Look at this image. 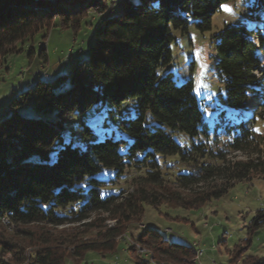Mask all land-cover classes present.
Listing matches in <instances>:
<instances>
[{"label":"trees","instance_id":"1","mask_svg":"<svg viewBox=\"0 0 264 264\" xmlns=\"http://www.w3.org/2000/svg\"><path fill=\"white\" fill-rule=\"evenodd\" d=\"M228 1L0 0V57L18 53L16 44L40 31L38 36H45L57 21L75 32L85 12L105 13L87 56L73 64L69 77L38 79L11 101V112L0 119V264L80 262L83 251L100 249L83 242L67 253L48 234L28 225L85 224L104 213L118 220L105 231L106 238H115L121 224L142 219L145 205L156 210L163 203L197 208L220 198L237 181L264 179V0H239L247 18L224 25L215 35L214 72L225 89L212 128L192 79L177 83L170 72H158L172 60L175 32L188 34L190 26L200 32L209 29L213 14ZM38 55L47 57L43 46ZM105 100L116 109L135 101L133 115L118 120L129 139L124 151L121 145L127 139L122 137L77 145L65 141V123L72 115ZM21 106L53 118L21 114ZM147 114L159 125H147ZM163 126L188 135L190 148ZM85 133L93 139L88 126ZM159 155L176 156L175 166L185 171L165 160L163 170ZM103 169L106 179L98 176ZM130 171L137 173L129 178L130 192L104 189L107 182L126 180ZM263 225L261 208L247 226L248 235ZM136 241L156 262L184 264V258L196 255L193 247L169 241L155 230H146ZM103 245L113 248L112 242ZM253 258L243 264L250 259L249 264H264V256ZM136 264L147 263L140 258Z\"/></svg>","mask_w":264,"mask_h":264},{"label":"rangeland","instance_id":"2","mask_svg":"<svg viewBox=\"0 0 264 264\" xmlns=\"http://www.w3.org/2000/svg\"><path fill=\"white\" fill-rule=\"evenodd\" d=\"M104 16L105 13L85 12L80 16L81 26H77L75 32L57 21L45 36L39 37L42 33L40 31L34 39H26L21 45L16 44V48L21 47L18 53H7L0 57V119L11 112V101L38 79L49 80L55 74L69 77L73 64L87 56L93 31ZM247 16L240 1L232 0L223 3L213 14L209 29L200 32L190 26L188 34L175 32V44L171 46L172 60L158 70L161 75L170 72L177 83L192 79L195 96L205 101L201 107L210 128L213 127L216 113L222 107L220 96L224 95L225 89L214 72L215 35L224 25L237 24ZM42 46L47 51L45 59L38 55ZM134 105V100H127L120 109H116L109 100H105L93 105L83 114H73L65 123V141L77 145L88 140H102L106 136L115 139L122 137L127 139L121 145V151H124V145L128 144L129 139L120 129L118 120L131 117ZM17 110L24 115L53 118L51 114L38 113L29 106H21ZM146 124L159 125L151 114H147ZM86 126L91 129L93 139L91 134L85 133ZM163 129L170 133L167 127L163 126ZM170 134L184 148H190L192 142L188 135L177 130ZM210 136L213 137L212 132ZM233 154L241 157L238 153ZM158 160L163 170L165 160L173 163L176 170L185 171L183 166H175L178 158L174 155H159ZM106 172L103 169L98 176L106 179ZM135 175V171H130L126 180L116 184L107 182L104 189L117 193L124 188L130 192L132 186H129V178ZM261 208H264V179L257 177L250 181H237L220 198L212 199L197 208L163 203L156 210L145 205L142 219H131L121 224L120 233L114 239L111 236L106 238L105 231L116 227L118 220L111 219L104 213L93 215L85 224L51 226L37 223L26 228L48 234L67 253H73L75 244L83 242L95 243L100 248L83 251L80 262L67 260L64 264H136V260L140 258L147 264H168L150 259L151 252L136 241L149 229L159 232L169 241L202 251L201 255H194V258H184V264H243L249 256L255 257L253 260L264 256V225L251 236L247 231L251 218ZM3 223L6 225L8 221L4 219ZM6 227L12 232L13 227ZM23 241L26 243L28 239ZM103 242H112L113 248L104 249ZM29 250L30 248L25 249L26 252ZM250 261L252 260H247L248 263L245 264Z\"/></svg>","mask_w":264,"mask_h":264},{"label":"built area","instance_id":"3","mask_svg":"<svg viewBox=\"0 0 264 264\" xmlns=\"http://www.w3.org/2000/svg\"><path fill=\"white\" fill-rule=\"evenodd\" d=\"M202 251H196V256L201 255ZM214 263V262H213Z\"/></svg>","mask_w":264,"mask_h":264}]
</instances>
